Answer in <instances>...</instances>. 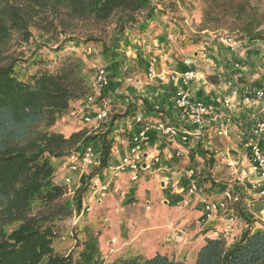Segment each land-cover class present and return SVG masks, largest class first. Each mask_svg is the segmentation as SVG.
I'll list each match as a JSON object with an SVG mask.
<instances>
[{
    "label": "trees",
    "instance_id": "trees-1",
    "mask_svg": "<svg viewBox=\"0 0 264 264\" xmlns=\"http://www.w3.org/2000/svg\"><path fill=\"white\" fill-rule=\"evenodd\" d=\"M204 2V28L212 21L211 16L222 12V18L229 16L236 22V34L228 35L237 39L263 36L259 31L263 17L247 0ZM160 4L164 8L174 5L166 0H4L0 6V48L14 35L28 42L32 28L45 34L67 35L70 23L79 20L95 24L113 21L117 43L128 31L161 12ZM46 9L57 12L49 18L42 14ZM86 40L98 42L91 36ZM0 56V264H106L93 234L79 244L76 241L79 250L66 255L55 253L52 246L55 221L73 212L80 214L90 180L107 167L115 144L110 129L89 135L80 130L68 136L52 130L72 102L94 94L84 61L74 56L54 63L34 57L19 61L13 54ZM133 114L130 106L123 113L124 117ZM88 139L99 143V163L80 175L71 206L64 198L66 186L53 181L54 160L61 162ZM133 192L130 188L129 193ZM132 200L131 196L127 198L128 202ZM35 202L40 207L33 212ZM17 222L16 227L6 230L7 225ZM109 264H264V228H246L231 243L220 232L216 237H205L191 263L185 256L156 252L148 257L119 254Z\"/></svg>",
    "mask_w": 264,
    "mask_h": 264
},
{
    "label": "rangeland",
    "instance_id": "rangeland-1",
    "mask_svg": "<svg viewBox=\"0 0 264 264\" xmlns=\"http://www.w3.org/2000/svg\"><path fill=\"white\" fill-rule=\"evenodd\" d=\"M166 1H172L174 3L173 7L164 8L161 4L158 5V9L161 12L156 13L153 19L141 22V26H136L131 31H128L117 43L114 42L118 38V35L113 21L95 24L87 20H79L70 23L68 27L70 33L67 35L56 34V32L45 34L43 31L35 28H32V36L28 42H21L14 35L6 46L0 48V53L1 55L13 54L19 61L20 59L26 61L34 57L35 60H48L52 63L67 56L80 57L85 63V73L92 87L97 70L103 68L107 73L108 84L102 89L93 88L94 94L90 96L92 99L84 98L72 102L68 111L52 126V130L68 136L72 132L80 130H84L86 135H89L110 129L112 136L118 135L119 138L123 139L126 134L116 131L126 129L123 115L127 104L125 97L132 95L133 99H135L134 93H148V90L153 91V89L147 88L149 81L159 83V81L151 79L147 75V68L150 64L153 65L155 71L159 72L157 68H168L171 65L185 64L191 60L193 63L191 66L194 65L195 68H198H196L197 70L204 72L205 80L218 83L219 93H224L222 78L228 75V71L219 77L215 72L216 70L207 65L197 54L200 51V47L206 45L213 52L215 63L218 61L229 64L230 61L228 60L226 48L217 41V37L225 34H236V22H233L229 16L222 18L221 12L215 16H211L210 19L212 21L207 28H204L202 26V12L206 6L204 0ZM247 1L250 3V7L263 17V23L259 27V31L264 36V0ZM3 3L4 0H0V6ZM62 11L64 12V10ZM55 12L57 11L46 9L42 11V14L48 15L50 18L51 15H55ZM63 14L62 16H64ZM90 36L98 39V42L87 41L86 39ZM248 74H251V71ZM156 87L159 89L161 83L157 84ZM136 108L137 105L133 108L134 111ZM244 110L241 109L239 110L240 112H236L235 114L239 113V115L242 114V117H244ZM98 113H103V115L97 117ZM115 115L117 117L112 120L111 118ZM86 116H89L90 121H85L84 118ZM157 117L162 120L166 118L160 114ZM169 121L172 122V120ZM181 124H183V121ZM130 125L133 126L132 133L137 132L141 126V124H137L133 119L130 121ZM187 128L192 130L196 126L187 124ZM244 129H235L229 138L216 136L212 131L207 130L204 140L205 142H211L213 147L217 146L216 150L220 151L219 154L218 152L215 153V151L199 147L198 149L202 153L199 156H201V159H205L203 162L201 159L194 157L193 154L191 155L189 150L194 149L189 148V163L186 164V159L182 156L172 165H178L179 168L184 169L188 167L186 165L198 168L203 176L198 179L201 189L200 194L217 199L221 195L220 186L232 184L234 180L226 164L227 155L224 153L230 148L229 155L236 160L241 159L245 151L237 135L239 131L243 132ZM259 140L260 145L264 147V135L260 136ZM83 144L93 148V159L96 163L84 164L82 161H79L80 163L76 170H69L66 166L69 163L67 162V156L61 162L54 160L53 181L66 186L67 192L64 198L67 201L66 203L71 206L73 202L72 195L79 185L80 175L94 170L99 163L100 147L98 141L88 139L84 140L80 146ZM117 155L118 153L113 154L109 164L110 168L114 165L113 160ZM66 177L69 179L67 185L65 184ZM93 178L90 180L89 191L83 197L80 214L76 215L73 212L70 216L57 218L59 220L55 221L56 236L52 244L55 253L66 255L70 251H78L77 245L88 234H93L98 239V246L104 263L109 264L120 252L122 253L126 250L131 252L130 248L133 245H126L123 242L132 239L134 235L141 236L147 231H153L154 233L157 230L161 231V229L180 231L178 229L181 226L178 222L180 217L178 212L172 211V213L167 214L166 218L163 213H160L158 218L154 215L148 216L149 213H154L156 209L166 204L163 195L158 196L155 201H152V203H156L154 208L151 205H147V203L145 205L143 201L140 206L137 203L135 204L134 200L128 202L127 198L129 194H125L123 198V190L121 188L115 189L109 195L107 194L102 197L104 200L99 204H96L92 200L88 201L87 196L92 188ZM160 179L165 180L163 178ZM129 183L130 185L137 186L138 181L129 180ZM186 184L187 181L184 185ZM169 185L165 189L171 190L172 187ZM234 187L241 195V200L236 206L237 212L235 216L237 224L234 235L240 236L246 228H264V198L257 195L248 196L245 193V186L242 184H235ZM155 188L157 191L160 189L158 182H155ZM102 191L107 192V190ZM191 200L194 201V197ZM180 205L189 210L191 202L188 205H183L181 202ZM197 205L199 204L197 203ZM39 207L40 204L38 202L33 203V212L39 210ZM260 207L263 208L260 209ZM143 217H145L146 223L141 221ZM162 221L163 225H161ZM240 221L241 224H238ZM17 225L18 222L7 225L6 230L10 231ZM114 238H118L119 242H114ZM226 240L228 243L233 241L231 237ZM148 242H153V237L148 239ZM144 245H138L141 247V250H138L142 252L140 255L146 256L153 249ZM149 248L152 250H149ZM133 249L135 250V248ZM194 250L187 248L181 254L186 258L187 255L191 257Z\"/></svg>",
    "mask_w": 264,
    "mask_h": 264
},
{
    "label": "built area",
    "instance_id": "built-area-1",
    "mask_svg": "<svg viewBox=\"0 0 264 264\" xmlns=\"http://www.w3.org/2000/svg\"><path fill=\"white\" fill-rule=\"evenodd\" d=\"M217 41L226 48L231 70L222 78L224 93L219 96L218 103H208L202 100H193L189 85L195 79H205V73L191 66V60L186 63L189 68L180 73L157 72L153 65L147 68V75L161 84L173 83L175 92L173 96L174 108L185 116V124L177 126L169 120H154L146 114L143 106L131 117L137 124H141L137 132L127 137L126 152L112 167L114 176L128 172L131 181H137L139 173L146 168L143 161L144 145L152 134H156L161 140L173 143L177 140L182 146L177 149L179 157L189 163L188 149L192 144L201 143L206 131L210 130L216 136L229 138L235 129L239 131L237 137L240 140L244 154L240 160L229 155L227 150L226 164L233 175L232 184L221 185V195L212 199L201 195L198 179L203 177L201 171L193 166L186 165L185 177L187 179L186 198L181 202L188 205L190 199L201 206L203 217L197 222L203 229L210 222L217 220L222 222L220 232L225 239L234 238L236 226V206L241 200V195L235 190V184L245 186L248 196L257 195L264 198V147L260 145V136L264 135V36L258 39H237L225 34L217 37ZM210 67H216L213 52L206 46L200 47L197 54ZM215 55V54H214ZM251 71V74L248 72ZM246 85L243 86V83ZM108 84L107 73L103 68L97 70L93 81L94 89H102ZM242 88V89H241ZM87 95L85 98H90ZM128 102V100H127ZM245 109L242 114H235ZM103 113L97 115L101 117ZM85 121H90L86 116ZM187 124L196 126L188 129ZM93 148L89 145H81L73 154L68 155L66 164L69 170H76L79 161L84 164L94 163ZM96 163V162H95ZM65 165V164H64ZM241 167V168H239ZM166 180H168L166 178ZM69 179L65 178V184ZM103 187L102 190H105Z\"/></svg>",
    "mask_w": 264,
    "mask_h": 264
},
{
    "label": "crops",
    "instance_id": "crops-1",
    "mask_svg": "<svg viewBox=\"0 0 264 264\" xmlns=\"http://www.w3.org/2000/svg\"><path fill=\"white\" fill-rule=\"evenodd\" d=\"M215 65V72L219 77L221 76V74L232 69L231 65L228 63H221L217 61ZM172 66L173 65H171V67H163L161 69L157 67L156 68L159 72L162 71L169 73H180L183 70L189 68L190 65L185 63L178 64L173 67ZM192 67L195 68L194 65H192ZM157 84L159 83H157L156 81H149V86H147V88L153 89V91L148 90V93H134L135 95L133 96L135 97V99H133L132 95L125 97V101L127 102L128 100L125 109L129 108V106L131 108H135V106L137 105V108L134 111L135 113L138 111L140 106H143L146 110V114L154 120H162L161 118L157 117V115L160 114L166 117L164 120H172L175 124L177 123V126L184 125L186 123L185 116L177 111L174 108L173 104V91L175 85L173 83L161 84V87L158 89L156 87ZM245 85L246 82L243 83V86ZM218 87V83L209 82L207 81V79H195L190 83L189 90L191 92V98L193 100L198 99L204 102L217 104L219 96L221 94L219 93ZM182 121L183 124H181ZM124 122L126 123V129L124 128L125 130H117L116 132H123L126 134V136H124L123 139L119 138L118 135L115 136V144L109 156L107 167L104 171L99 172L94 176L92 180V188L89 195L87 196L88 201L92 200L96 204H99L104 200L102 197L107 194L109 195L115 189L118 190V188H121L123 190V198L125 197V194H129L128 197L131 196L135 204L137 203L140 206L143 201L145 202V205L147 203V205H151L152 208H154L156 206V203H152V201H155L158 196L160 197L163 195L164 202H166V204H164L163 207L156 209L154 213H149L148 216L154 215L156 218H158L160 216V213H163L166 218L168 213H172V211L178 212V214L180 215L178 222L181 224L180 228L178 229H180V231L178 232L174 229L172 231L161 229L162 232L160 230H157L154 233L153 231H147L141 236L134 235L132 236V239L123 242V244L126 245H133L130 248L131 252L126 250L125 252H120L119 254H142V252L140 251L141 247L138 246L142 244H145L144 246H148L153 249L150 254L146 255L147 257L152 256L156 252L166 254L168 256L173 255L175 257H181L184 256L183 254H181L183 253V250H186L187 248H191V250H194L195 248L193 255L191 257L187 255L186 258L187 261L191 263L194 260L195 251L199 248L200 245H202L203 239L205 237H216L215 232L221 230L222 222H220L219 218H217V220L210 222L209 225L201 229L197 222L203 217V212L200 209V206L197 205V202L190 199L191 205L189 207V210L181 207V201L186 198L187 184H184L186 183L187 179L185 177L184 168H179L178 165H172L175 164L176 161L180 158L177 154V149L182 145L177 140H175L173 143H170L168 141H162L156 134H152L150 136L149 141L144 145L143 153V161L147 166L144 170H142V172L139 173L140 176L137 180V186L130 185V174L128 172L121 173L118 176L113 175L111 169L117 163L119 158L125 154L126 141L128 137L127 135L129 133H132L131 131L133 129V126L130 125L129 116L124 117ZM204 142L205 140H203L199 144H192L190 146V149L194 150H189L190 154H193V156L197 159H201V156H199V154L202 155V153L200 149H198L199 147L215 151V153L218 152V150H216L217 146L213 147L212 143L209 141H206L205 143ZM229 149L230 148H228V152ZM226 152L224 154H226ZM114 153H118V155L113 160L114 165L110 168L109 164ZM201 160L203 162L205 161V159L203 158ZM160 178H163L165 180L167 178L168 181L166 180L165 182V180H162ZM155 182L159 183L160 189L158 191L155 188ZM168 184H170L169 186L172 187L171 190L165 189L168 187ZM103 187H106L105 190H107V192L102 191ZM130 188H133L134 190L132 195L129 193ZM145 220V217L141 219L143 223H146ZM161 223V225H163V221ZM238 224H241V221ZM241 235L242 234H240V236ZM240 236L235 235L233 241ZM152 237L153 242L149 243L148 239H151ZM115 241L119 242L118 238H114V242ZM133 248H135V250ZM151 248H149V250H152Z\"/></svg>",
    "mask_w": 264,
    "mask_h": 264
}]
</instances>
